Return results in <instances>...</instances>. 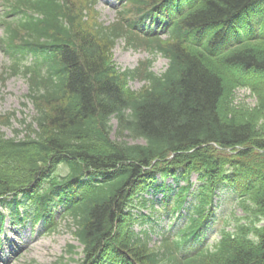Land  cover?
<instances>
[{"label": "trees", "instance_id": "1", "mask_svg": "<svg viewBox=\"0 0 264 264\" xmlns=\"http://www.w3.org/2000/svg\"><path fill=\"white\" fill-rule=\"evenodd\" d=\"M98 1L7 0L3 73L28 79L35 115L22 121L23 137L0 131V225L9 216L54 232L62 204L82 251L70 244L79 257L52 264H264V0H124L110 24ZM122 39L150 57L122 70ZM157 55L169 61L162 73ZM245 87L256 105L235 103ZM225 185L245 215L215 244L198 243ZM159 191L161 211L187 224L152 245L132 208Z\"/></svg>", "mask_w": 264, "mask_h": 264}, {"label": "rangeland", "instance_id": "2", "mask_svg": "<svg viewBox=\"0 0 264 264\" xmlns=\"http://www.w3.org/2000/svg\"><path fill=\"white\" fill-rule=\"evenodd\" d=\"M5 4L6 0H0V117H6L7 115L12 116L8 124L0 125V131L3 132L6 137H15L23 130L24 125L22 121L27 119L31 121L35 115V108L28 99L25 98L29 92L28 79L23 75H8L5 72L11 65V58L1 45V39L3 38L4 25L2 20L5 16ZM123 0H99L97 9L100 14V20L106 24L114 22L118 16L119 11L122 8ZM264 12V6L262 7ZM247 17H244V19ZM234 43V39L231 40V44ZM149 52L144 50H136L134 48L126 47V40H119L116 47L114 48V60L122 70L134 69L138 64L149 58ZM168 59L162 55L154 57L153 70L157 73L164 72L168 67ZM9 70V69H8ZM1 76H5L6 81H3ZM145 82L136 79L130 81V86L139 90ZM235 103L247 104L254 106L257 103V98L249 88H239L235 93ZM114 130L112 132L113 138H117L116 128L117 120H112ZM19 137H23L21 133ZM131 143L143 142L129 140ZM59 170L62 174L66 173V167L64 165L59 166ZM158 183L163 182V178L160 174H157ZM191 180L195 183L192 191L195 192L197 189V175H193ZM166 183L172 184L173 187H177V183L172 177L166 179ZM180 186L185 184V180H181ZM145 197L151 200L148 205L143 206L140 202L141 199L137 200L136 207L132 208L135 219V230L140 231L144 228L150 230L151 244H159L161 239V233L166 231H172L174 234L179 233L182 228L187 224V217L183 214H171L166 212L160 206V200L163 197V192L157 193H145ZM196 202L195 196L189 197V206ZM154 205L158 211L151 212V206ZM216 211L210 218L204 232V240H198V243H204L207 245H213L220 239L221 231L227 227L232 230L234 224L237 222V218L245 215V212L239 206L238 198L235 191L225 185L220 188L217 194ZM62 204L56 207V212L62 210ZM30 214L33 213V208L30 206ZM24 209V208H23ZM184 212V211H183ZM186 213V212H184ZM152 214L157 219L155 220ZM58 218L59 226L54 232L45 230L44 222L34 223L32 220L23 223H14L12 219L7 218L0 231V264H52L62 256L66 260L71 258H78V255H71L68 252L70 244L76 245L78 248L77 252L82 251L79 241L74 237V225L65 221L60 216ZM160 217L158 218V216ZM146 216V218H144ZM148 217H151L149 219ZM144 222V224H142ZM230 224V225H229ZM164 232V233H165Z\"/></svg>", "mask_w": 264, "mask_h": 264}]
</instances>
